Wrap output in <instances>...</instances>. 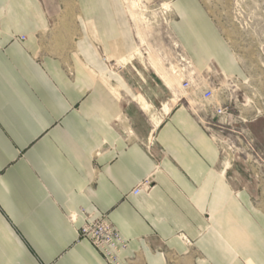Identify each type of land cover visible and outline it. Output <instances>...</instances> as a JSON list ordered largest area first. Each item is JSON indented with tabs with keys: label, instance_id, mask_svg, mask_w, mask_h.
I'll return each instance as SVG.
<instances>
[{
	"label": "crops",
	"instance_id": "0c3cea01",
	"mask_svg": "<svg viewBox=\"0 0 264 264\" xmlns=\"http://www.w3.org/2000/svg\"><path fill=\"white\" fill-rule=\"evenodd\" d=\"M172 9L191 64L236 73L201 6ZM123 27L112 0H0V264H107L78 236L86 215L126 239L120 264H264V208L192 113L172 106L148 136L144 99L98 62L96 42L131 46ZM150 175V194L131 196Z\"/></svg>",
	"mask_w": 264,
	"mask_h": 264
},
{
	"label": "rangeland",
	"instance_id": "374dc122",
	"mask_svg": "<svg viewBox=\"0 0 264 264\" xmlns=\"http://www.w3.org/2000/svg\"><path fill=\"white\" fill-rule=\"evenodd\" d=\"M112 1L118 7L120 26H124L131 46L114 56L96 42L93 52L106 74L118 77L140 102L144 99L141 110L148 136H156L172 106H185L206 135L212 136L231 167L230 177L240 179V184L234 183L233 187L247 191L252 208H264V0H195L236 62L237 71L230 75L216 66L196 69L185 56L172 29L176 20L172 4L178 0H136L141 9L136 17L142 18H135V23L125 0ZM165 2L170 11L164 15L161 3ZM78 3L79 0H54L61 12L72 11ZM86 24L92 26L94 22L87 20ZM150 55L174 77L173 90H167L154 75ZM185 81L192 88L183 91ZM199 88L210 89L212 99L202 101L198 93L203 89ZM114 92L122 99L124 92L120 88ZM217 108L226 109L224 117L214 114ZM154 187L149 184L144 194H150Z\"/></svg>",
	"mask_w": 264,
	"mask_h": 264
},
{
	"label": "built area",
	"instance_id": "2783aa9c",
	"mask_svg": "<svg viewBox=\"0 0 264 264\" xmlns=\"http://www.w3.org/2000/svg\"><path fill=\"white\" fill-rule=\"evenodd\" d=\"M195 85H198L197 81ZM190 88H192V86H190V84L185 81L182 85L183 91L189 90ZM201 89L203 88H199V91ZM198 94L200 99L204 102L210 101L213 97L212 91L210 89H203ZM225 111L226 109L217 108L214 111V114L221 118L225 116ZM210 138H212V136H210ZM149 184H154L152 175L137 184L130 192V195L139 196L141 194L147 193ZM78 236L81 239H86L102 256L103 260L107 264L121 263L120 255L126 250L127 241L120 234V232L114 228L112 224H110L106 216L102 215L100 217L93 218L90 215H86L83 223L78 228ZM182 239L187 242L185 237H182Z\"/></svg>",
	"mask_w": 264,
	"mask_h": 264
},
{
	"label": "bare ground",
	"instance_id": "6f19581e",
	"mask_svg": "<svg viewBox=\"0 0 264 264\" xmlns=\"http://www.w3.org/2000/svg\"><path fill=\"white\" fill-rule=\"evenodd\" d=\"M126 2V7L128 9V12L131 15V19L133 20V22H136L135 18L140 19L141 16L136 17L137 15H139V13L141 12V9L138 6V3H136V0H125ZM159 9H160V5H159ZM161 10H162V14H167L170 11V5L169 3H161ZM143 16V15H142ZM142 18V17H141ZM149 62L151 67L155 70V72L162 78L165 80V82L167 83L168 86L173 87V85L175 84V79L174 77H172L167 71L166 68H163L162 64L155 59L154 56H149ZM171 74H174L172 72H170ZM175 75V74H174Z\"/></svg>",
	"mask_w": 264,
	"mask_h": 264
}]
</instances>
